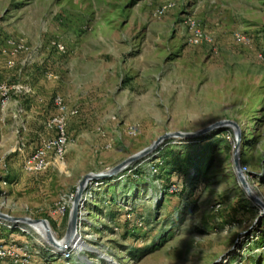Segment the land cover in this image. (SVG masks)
Segmentation results:
<instances>
[{
	"label": "rangeland",
	"instance_id": "1",
	"mask_svg": "<svg viewBox=\"0 0 264 264\" xmlns=\"http://www.w3.org/2000/svg\"><path fill=\"white\" fill-rule=\"evenodd\" d=\"M23 73L34 75L48 105L42 126L54 135L43 133L34 150L64 142L66 153L27 174L28 142L3 147L0 211L47 220L57 241L73 208L63 220L50 216L62 196L76 198L86 176L110 175L174 136L88 182L73 257L50 262L264 264V208L237 176L233 128L176 137L237 123L240 164L264 204V0H0L2 105L24 93ZM173 184L180 192L168 193ZM15 225L1 227L0 240L25 228L34 247H50L37 226Z\"/></svg>",
	"mask_w": 264,
	"mask_h": 264
},
{
	"label": "crops",
	"instance_id": "2",
	"mask_svg": "<svg viewBox=\"0 0 264 264\" xmlns=\"http://www.w3.org/2000/svg\"><path fill=\"white\" fill-rule=\"evenodd\" d=\"M9 63L8 66H10ZM22 82L23 84L21 85L26 87V89H24V93H21L18 96L16 95L14 100L11 98L5 105H2L0 101V150H2L3 147L9 145V143L14 139L16 140L18 137H20L21 141L28 142L29 149L27 150H34V147L36 148V145L39 144V141L42 142L44 140L43 136L45 135H43V133H46V138H52L54 136L53 133L44 130L42 126L44 120H46L48 105L44 98L36 96L37 87H35L34 75L30 74L27 76L25 73H23ZM17 88L19 89V87ZM18 91L21 92V90ZM55 113L56 110L54 109L52 115ZM12 119H14L15 128L13 125H11ZM49 133H51L52 136ZM44 142L40 146H42ZM15 143L17 142L15 141ZM94 202L97 203L98 201L94 200ZM50 216L53 217L52 213ZM1 241L28 242V238L25 235L16 237L15 234H13L12 237ZM45 255L46 258L44 257ZM48 258L56 260V258L51 257L49 254L41 252V254L33 260L32 264H56L57 262H60V260H62L64 263L69 261L61 258L57 262L52 263Z\"/></svg>",
	"mask_w": 264,
	"mask_h": 264
},
{
	"label": "water",
	"instance_id": "3",
	"mask_svg": "<svg viewBox=\"0 0 264 264\" xmlns=\"http://www.w3.org/2000/svg\"><path fill=\"white\" fill-rule=\"evenodd\" d=\"M223 127H232L234 132H235V137H236V145H235V150H234V166L236 169L237 176L239 178V181L246 191V193L253 199L254 202H256L259 206L264 208V204L254 195L251 193V186L249 182L247 181V178L245 177L244 173L241 170V164H240V157H239V148H240V141H241V129L239 125L233 121H223L219 122L217 124H214L210 126L209 128L196 132V133H187V134H181L178 133L176 134V137H181L185 139H193L196 137H199L205 133L212 132L218 128H223ZM173 135H164L160 137L158 140H156L152 145H150L148 148H145L144 150L140 151L139 153L131 156L128 160L117 166L111 174H98V175H88L83 180L80 182L77 195L73 204V208L70 214L69 218V226H68V233L67 236L64 240H62L61 243H59L54 236L50 235L47 237L46 242L47 245H49L51 248L56 249L58 251H65L66 249L70 248L71 246L76 247L77 242H74V240H71V236L73 234L76 237V229L78 225V215H79V210L81 207V204L84 202L83 200V192L86 189L88 182L91 180H101L105 179L107 177H111V175H116L120 172H122L124 169L129 167L130 165L140 163L143 160H145L150 154H152L155 150L160 147L166 140H169L173 138ZM0 220L9 222V223H24V224H31V223H36V224H44L46 227L49 226V222L44 219H31V218H17V217H12L10 215H7L5 213H2L0 211Z\"/></svg>",
	"mask_w": 264,
	"mask_h": 264
},
{
	"label": "built area",
	"instance_id": "4",
	"mask_svg": "<svg viewBox=\"0 0 264 264\" xmlns=\"http://www.w3.org/2000/svg\"><path fill=\"white\" fill-rule=\"evenodd\" d=\"M65 153L66 150H34L25 158L22 169L27 174L42 173L49 167L51 156H54L57 160H62ZM157 170L158 169L155 168L153 171L157 172ZM241 170L244 174L248 172L246 166H241ZM169 192L171 194L180 192L179 185L173 184L169 188ZM74 201L75 195L72 194L64 195L59 199L52 211V216L57 219L56 221L63 220L67 216L68 210L70 206L74 204ZM1 227L6 228L8 231L19 228L15 223H5L0 220V228ZM24 229H20L23 235L29 234V232ZM41 252H47L51 257L60 255L64 260H71L74 253L70 249L59 252L44 244L40 245V248H36L29 242H3L0 240L1 264H32L33 260L39 256Z\"/></svg>",
	"mask_w": 264,
	"mask_h": 264
},
{
	"label": "bare ground",
	"instance_id": "5",
	"mask_svg": "<svg viewBox=\"0 0 264 264\" xmlns=\"http://www.w3.org/2000/svg\"><path fill=\"white\" fill-rule=\"evenodd\" d=\"M0 96L3 97V98H6L7 97V91L6 90H2V88H1ZM52 123L59 125L61 130H62L63 122L61 120L57 119V120H54ZM62 135H64V134L62 133ZM61 141L63 142V140H61ZM58 145H60V144L58 143ZM58 150H64V142H63V146L62 147L59 146ZM251 193H252V195L255 196V193L253 192L252 188H251ZM28 225L31 226V227L37 226V228H38L40 233L35 229V227H33V228L41 235V238H43L42 236H44V238H43L44 240H46L47 237H49L50 235L53 236L52 229H51L50 226L46 227L44 224H36V223H31V224H28ZM71 240H74V242H77L76 243L77 245L80 242V240H78V238H77V235L75 237L74 234H73V236H71ZM58 242L61 243L62 241H58Z\"/></svg>",
	"mask_w": 264,
	"mask_h": 264
},
{
	"label": "trees",
	"instance_id": "6",
	"mask_svg": "<svg viewBox=\"0 0 264 264\" xmlns=\"http://www.w3.org/2000/svg\"><path fill=\"white\" fill-rule=\"evenodd\" d=\"M218 129H220V128H218ZM217 130V129H216ZM215 131V130H214ZM211 133V132H210ZM220 133H222V131H219L218 133H214V134H211V136L209 137V138H206L204 141H208V142H210L212 139H214L217 135H219ZM200 157V156H199ZM164 163V162H163ZM162 163V165H163V169H165V166H164V164ZM158 167V170L160 169L159 168V166H157ZM158 170H157V172H158ZM156 172V173H157ZM170 188V187H169ZM168 189V188H167ZM166 192H167V190H166ZM168 193H169V189H168Z\"/></svg>",
	"mask_w": 264,
	"mask_h": 264
}]
</instances>
